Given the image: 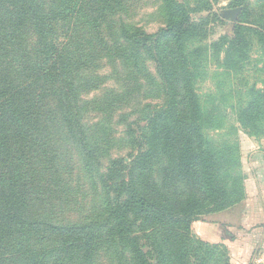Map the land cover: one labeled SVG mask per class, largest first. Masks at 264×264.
<instances>
[{"label":"trees","instance_id":"1","mask_svg":"<svg viewBox=\"0 0 264 264\" xmlns=\"http://www.w3.org/2000/svg\"><path fill=\"white\" fill-rule=\"evenodd\" d=\"M130 1L0 0V264H95L107 241L122 247L115 260L128 255V264H229L226 247L193 240L191 225L245 199L237 135H264V79L243 94L231 82L202 98L196 86L209 59L232 80L254 45L264 55V6L233 0L242 12L232 36L207 47V26L219 20L210 1L161 0L166 21L153 33L121 21ZM102 58L136 71L151 61L166 100L143 117L139 132L127 127L124 139L137 150L127 163L108 159L98 178L111 197L101 199L96 217L58 221L41 209L43 195L68 181L63 169L73 151L79 170L98 175L97 133L89 128L104 129L111 105L106 94L82 96L99 88L102 77L90 73ZM258 71L264 77V62ZM90 112L106 117L89 127ZM136 229L151 235V250L142 249Z\"/></svg>","mask_w":264,"mask_h":264},{"label":"rangeland","instance_id":"2","mask_svg":"<svg viewBox=\"0 0 264 264\" xmlns=\"http://www.w3.org/2000/svg\"><path fill=\"white\" fill-rule=\"evenodd\" d=\"M208 1L212 3V12L219 15V20L211 22L207 26V36L202 42V45L207 47L223 36L230 38L233 34V27L238 23V17L242 12L241 6L237 8L230 6L233 0ZM178 2L193 7L200 0H178ZM247 4L254 5L253 9H256L261 4L264 6V0H247ZM129 7L128 13L121 16V21L135 28H140L147 33L155 32L166 21L162 11L161 0H131ZM230 11H234L233 14H230ZM251 16L259 18L253 11ZM116 20L118 21V18ZM257 49L258 46L255 45L250 49L248 57L241 64L242 71L236 78H232V80L222 75V70L218 68V63L214 59H209L203 78L197 82V93L203 98L209 94H217L215 92L220 88L226 92L229 85L231 86V82L234 88L242 94L254 83L259 88L264 77H262L263 73L258 70L263 67L264 55H260ZM11 51V48H8V53H11ZM223 55L224 53L221 51L218 60L219 64ZM259 59L262 60L257 62ZM99 65V69L90 73V75L102 77L99 88L93 90L88 95L82 96L84 99L89 100L106 94V107L111 105L108 117L102 112H90L85 117L86 125L89 127H93L95 123L106 117V120L102 121L104 122L102 124L105 125L102 131L96 130L97 132H95V128H89L90 133H97V136L94 135L99 145L96 153L100 154L101 157L96 170L98 175L96 173V177L90 178L83 170V167L79 170L82 164L77 162V156L73 151L72 161L67 166L69 170L63 169L64 179L68 181H61L59 183L60 187H63L56 190V194L47 191L43 195L46 204H43L41 209H49L46 211H50L58 221H87L86 219L96 217L93 216L94 211L100 205L101 199L106 193L111 197L107 181L106 183L103 180L100 181L98 176L105 171L110 159L122 158L127 163L129 161L128 156L130 154L133 155L137 150L136 146H129L124 139L127 127L130 126L135 132H139V127L144 125L142 124L144 123V120L142 121L143 117L165 103L164 86L156 72L155 65L151 61H143L140 70L137 71L123 65L120 60L109 61L102 58ZM219 83L224 84L220 86L218 85ZM120 97L122 100H120ZM227 120L230 123H234V114L229 113ZM237 138L240 146L242 170L245 175V191L247 184L250 191L238 205L235 212H233L235 213L234 216H239L240 223H244L243 226H239L242 229L240 228L239 237H236L240 238L237 242L240 243L241 248H234L236 247L234 246L236 242L231 241V239H223V243L216 244L226 245L224 253L226 252L229 264H264V135L260 138L249 137L246 133L239 130ZM107 140L109 144H106ZM72 167L75 169L73 170ZM70 171L73 174L72 179L66 178L67 172L69 173ZM124 173L120 172L121 175H124ZM44 182L48 183L47 181ZM110 183H113V181ZM52 189H54L53 186L51 187ZM35 196L36 194L33 195V198ZM204 216H201L199 219H202ZM141 233V231H137L136 229V234L139 237L138 243L144 251L151 250V235L147 234L151 238L149 239L143 237ZM228 233L230 236H233L231 230ZM190 236L193 240L200 239L195 234V230H191ZM220 236L224 238L222 232ZM99 248L96 253L95 264H116L118 260L121 264L129 263L126 251L127 256L115 260V251L119 253L123 252L122 247L119 245L107 241L101 244ZM194 249L195 246L189 252L188 258L191 261L198 253ZM215 252L214 257L216 258H219L223 253L221 250Z\"/></svg>","mask_w":264,"mask_h":264},{"label":"crops","instance_id":"3","mask_svg":"<svg viewBox=\"0 0 264 264\" xmlns=\"http://www.w3.org/2000/svg\"><path fill=\"white\" fill-rule=\"evenodd\" d=\"M249 193V186L247 184L246 194ZM239 204L227 210L204 216L202 219H199L198 221L192 223L191 230H195V234L204 242L216 244L223 243V239H231V241L236 242L235 245L233 244L234 246H236L234 248H241V245H239L240 243L237 242L238 240H240V238L236 237H239L241 231V227L239 228V226H243L244 223H240L239 216H234L235 213H233L235 212ZM230 230L233 232V236L229 235L228 232ZM221 232L224 234V238L220 236Z\"/></svg>","mask_w":264,"mask_h":264},{"label":"water","instance_id":"4","mask_svg":"<svg viewBox=\"0 0 264 264\" xmlns=\"http://www.w3.org/2000/svg\"><path fill=\"white\" fill-rule=\"evenodd\" d=\"M234 11H230V14L232 13L233 14Z\"/></svg>","mask_w":264,"mask_h":264}]
</instances>
